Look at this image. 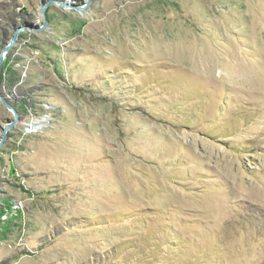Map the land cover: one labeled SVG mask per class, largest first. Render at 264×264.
I'll return each instance as SVG.
<instances>
[{
    "label": "rangeland",
    "instance_id": "374dc122",
    "mask_svg": "<svg viewBox=\"0 0 264 264\" xmlns=\"http://www.w3.org/2000/svg\"><path fill=\"white\" fill-rule=\"evenodd\" d=\"M0 58V264H264V0H0Z\"/></svg>",
    "mask_w": 264,
    "mask_h": 264
},
{
    "label": "water",
    "instance_id": "95a60500",
    "mask_svg": "<svg viewBox=\"0 0 264 264\" xmlns=\"http://www.w3.org/2000/svg\"><path fill=\"white\" fill-rule=\"evenodd\" d=\"M16 37H17V34H15L14 36H13V39H12V41H11V43H10V45H8L7 47H5L4 48V52L5 51H8L10 48H11V46L14 44V42L16 41ZM0 60H1V58H0ZM1 98V97H0ZM1 100H2V102L5 104V101L1 98ZM8 109L9 110H11V112L13 113V115H14V117H15V120L14 121H12V122H7L6 123V126H5V128H4V130H3V139H5V137H6V132H7V130H9V129H11L15 124H16V121H17V113L10 107V106H8Z\"/></svg>",
    "mask_w": 264,
    "mask_h": 264
}]
</instances>
